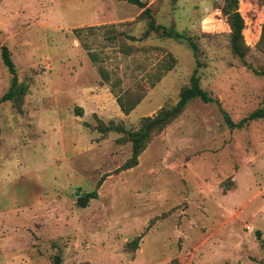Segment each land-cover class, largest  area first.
Wrapping results in <instances>:
<instances>
[{
	"label": "rangeland",
	"instance_id": "rangeland-1",
	"mask_svg": "<svg viewBox=\"0 0 264 264\" xmlns=\"http://www.w3.org/2000/svg\"><path fill=\"white\" fill-rule=\"evenodd\" d=\"M141 1L157 25L196 42L201 88L233 122L263 105L253 70L264 68V0H238L244 62L228 47L225 0ZM141 11L123 0H0L17 78L0 101V264H264V119L230 129L216 104L193 100L124 171L130 144L98 129H135L177 101L195 68L184 42L143 36ZM10 85L0 58V99ZM124 92L142 94L129 114L116 101ZM77 191L96 197L79 207Z\"/></svg>",
	"mask_w": 264,
	"mask_h": 264
},
{
	"label": "trees",
	"instance_id": "trees-1",
	"mask_svg": "<svg viewBox=\"0 0 264 264\" xmlns=\"http://www.w3.org/2000/svg\"><path fill=\"white\" fill-rule=\"evenodd\" d=\"M131 5H134L141 9L140 16L148 20L146 32L143 36L153 32L161 37L173 39L175 41L184 42L191 50L195 58V68L189 77V83L183 86L179 92L178 99L173 104L162 106L153 116L142 117L138 121V125L133 130H126L120 125H105L99 123V131L103 134H107L110 131H115L122 134V141L130 144V156L119 167L120 171L128 170L135 167L138 163V157L146 148L150 139L160 133L164 128L176 120V118L185 110L187 105L193 100H199L203 103H214L220 108L223 120L230 129H242L249 123L257 120L264 119V103L261 107L248 113L241 118L238 122H233L228 114L222 110L219 101L212 97L207 91L203 90L200 85V78L198 71L201 67L199 60V50L196 42L191 36L184 32H179L174 29H169L163 25H157L155 20L150 14V9L141 0H123ZM221 14L225 17V21L229 26L230 32L228 34V47L231 54L239 61L244 62L245 57L248 55L249 47L244 43L242 36V30L244 29L243 19L238 12V0H225L221 7ZM259 52L264 54V23L261 25L260 38L256 45ZM92 61L95 60L93 54H89ZM0 58L3 66L7 69L11 75V85L7 93H5L0 101L9 100L13 97V89L17 86V78L15 76V67L11 60L8 48L0 43ZM175 60L172 56L168 57V60L160 66V73L169 71L173 68ZM98 72L102 77V80L107 82L108 74L101 68H98ZM253 72L264 79V68L254 69ZM22 94V90H20ZM142 99L140 93L124 92L122 95L116 97L117 104L120 110L124 114H129L136 105ZM99 184V183H98ZM226 189H223L225 191ZM76 204L79 207H86L88 201L96 197V192L90 193H76ZM139 237H136L127 244L131 250L137 247ZM54 264H61L60 256L53 257ZM170 264H178L176 260L171 261Z\"/></svg>",
	"mask_w": 264,
	"mask_h": 264
}]
</instances>
